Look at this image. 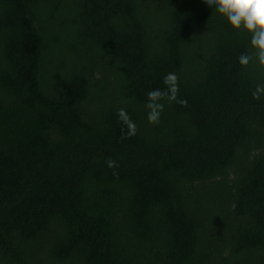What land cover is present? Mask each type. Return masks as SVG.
Wrapping results in <instances>:
<instances>
[{
	"label": "trees",
	"instance_id": "trees-1",
	"mask_svg": "<svg viewBox=\"0 0 264 264\" xmlns=\"http://www.w3.org/2000/svg\"><path fill=\"white\" fill-rule=\"evenodd\" d=\"M250 40L203 0H0V264H264Z\"/></svg>",
	"mask_w": 264,
	"mask_h": 264
},
{
	"label": "clouds",
	"instance_id": "clouds-1",
	"mask_svg": "<svg viewBox=\"0 0 264 264\" xmlns=\"http://www.w3.org/2000/svg\"><path fill=\"white\" fill-rule=\"evenodd\" d=\"M203 2L224 16L235 30L244 29L251 34V53L244 52L238 57L241 66L256 63L264 68V0H203ZM164 88L152 89L147 93L149 123H160L161 114L164 110L162 101L177 102L187 106V101L179 99V77L174 72H169L163 77ZM254 99L259 100L264 96V83L257 84L252 93ZM118 119L125 128L121 129V140L133 137L138 128L131 116L123 108L118 111ZM126 129V130H125ZM105 163L109 168L118 167L117 161L108 158ZM116 175V173H114Z\"/></svg>",
	"mask_w": 264,
	"mask_h": 264
}]
</instances>
